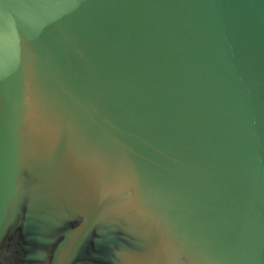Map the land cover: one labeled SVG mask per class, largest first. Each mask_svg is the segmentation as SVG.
Listing matches in <instances>:
<instances>
[{"label": "water", "instance_id": "95a60500", "mask_svg": "<svg viewBox=\"0 0 264 264\" xmlns=\"http://www.w3.org/2000/svg\"><path fill=\"white\" fill-rule=\"evenodd\" d=\"M0 264H264V0H0Z\"/></svg>", "mask_w": 264, "mask_h": 264}]
</instances>
